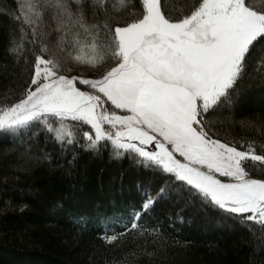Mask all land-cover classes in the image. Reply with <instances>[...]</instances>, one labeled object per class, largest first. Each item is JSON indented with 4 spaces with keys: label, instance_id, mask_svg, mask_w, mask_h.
Here are the masks:
<instances>
[{
    "label": "snow or ice",
    "instance_id": "snow-or-ice-1",
    "mask_svg": "<svg viewBox=\"0 0 264 264\" xmlns=\"http://www.w3.org/2000/svg\"><path fill=\"white\" fill-rule=\"evenodd\" d=\"M6 52L22 90L0 102V133L61 146L111 145L163 181L109 245L139 231L159 199L198 197L264 228V144L222 137L240 82L264 53V7L250 0H19ZM54 38V40H53ZM74 66L85 71L72 74ZM264 84V56L257 68ZM227 110L229 116L221 119ZM79 133V135H78Z\"/></svg>",
    "mask_w": 264,
    "mask_h": 264
},
{
    "label": "trees",
    "instance_id": "trees-1",
    "mask_svg": "<svg viewBox=\"0 0 264 264\" xmlns=\"http://www.w3.org/2000/svg\"><path fill=\"white\" fill-rule=\"evenodd\" d=\"M118 3V0H116ZM264 7V0H250ZM19 0H0V102L22 90V66L6 49L16 27ZM177 7L178 0H168ZM54 40V38H53ZM257 51L240 82L231 124L222 137L264 144V84ZM72 74L85 71L74 66ZM229 116L225 110L221 119ZM0 133V264H264V228L209 207L195 196L159 199L142 214L141 229L113 244L102 237L123 224L153 195L162 179L130 155L116 157L111 145L98 150L82 141L61 146L45 138ZM79 135V133H78Z\"/></svg>",
    "mask_w": 264,
    "mask_h": 264
}]
</instances>
